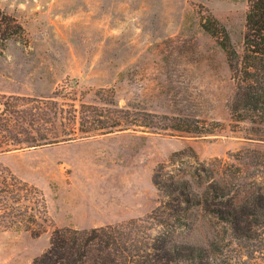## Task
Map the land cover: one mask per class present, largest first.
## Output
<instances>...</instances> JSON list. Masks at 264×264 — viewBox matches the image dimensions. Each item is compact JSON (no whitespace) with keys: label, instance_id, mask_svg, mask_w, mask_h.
I'll return each instance as SVG.
<instances>
[{"label":"rangeland","instance_id":"374dc122","mask_svg":"<svg viewBox=\"0 0 264 264\" xmlns=\"http://www.w3.org/2000/svg\"><path fill=\"white\" fill-rule=\"evenodd\" d=\"M0 9L23 24L26 36L0 53V96L64 91L77 105L103 104L98 91L112 88L122 106L221 122L204 135L139 128L0 153V162L45 191L54 225L40 236L0 231V264H32L55 226L77 227L55 218L81 200L110 214L151 212L159 203L154 170L176 152L183 151L165 170L177 176L194 172L205 183L227 172L251 181L253 159L240 151L264 150V140L253 133L255 124L232 118L227 54L202 25L218 19L242 53L248 0H0ZM215 229L225 244L223 264H264L256 242L232 239L217 222L202 227ZM256 236L264 247V228Z\"/></svg>","mask_w":264,"mask_h":264},{"label":"trees","instance_id":"16d2710c","mask_svg":"<svg viewBox=\"0 0 264 264\" xmlns=\"http://www.w3.org/2000/svg\"><path fill=\"white\" fill-rule=\"evenodd\" d=\"M202 25L227 54L235 82L232 118L255 124L253 133L264 140V0H248L242 53L218 19L204 18ZM25 37L23 24L0 9V53L9 40ZM98 94L103 104L81 100L77 105L76 97L64 91L41 97L0 96V153L139 128L204 135L221 125L122 106L112 88ZM182 152L155 168L159 203L151 212L91 228L55 226L49 246L32 264H223L219 256L225 244L216 229L202 230L207 220L223 225L232 239L253 241L263 249L256 233L264 228V150L240 151L253 159L250 182L224 172L204 183L194 172L177 176L165 170ZM51 225L45 191L0 162V231L40 236Z\"/></svg>","mask_w":264,"mask_h":264},{"label":"crops","instance_id":"0c3cea01","mask_svg":"<svg viewBox=\"0 0 264 264\" xmlns=\"http://www.w3.org/2000/svg\"><path fill=\"white\" fill-rule=\"evenodd\" d=\"M73 142L77 141L75 140L68 143H60V145H67ZM102 206L105 207L100 203L90 204L84 199L81 200L77 205H73L71 208H66L65 215L63 217H56L55 219L59 225L64 224L77 227H92L122 221L133 216L142 215V213L139 211L130 213L128 215L123 214V212L119 214V210L112 212L113 214H110V212L107 209L105 210L102 208Z\"/></svg>","mask_w":264,"mask_h":264}]
</instances>
